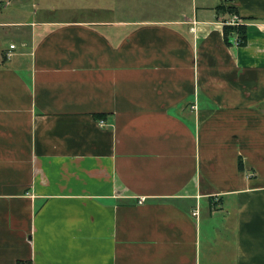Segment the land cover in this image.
Returning a JSON list of instances; mask_svg holds the SVG:
<instances>
[{"label":"crops","instance_id":"1","mask_svg":"<svg viewBox=\"0 0 264 264\" xmlns=\"http://www.w3.org/2000/svg\"><path fill=\"white\" fill-rule=\"evenodd\" d=\"M0 33V264H264V0H0Z\"/></svg>","mask_w":264,"mask_h":264},{"label":"trees","instance_id":"2","mask_svg":"<svg viewBox=\"0 0 264 264\" xmlns=\"http://www.w3.org/2000/svg\"><path fill=\"white\" fill-rule=\"evenodd\" d=\"M218 11H229L230 13H237L236 8L234 7H229L227 8L224 5H221L217 7ZM247 31L248 28L246 24L241 23L237 26H230V25H225L224 26V38L227 44L232 43V38L234 37L235 34H238L239 36V45L244 46L247 43ZM242 167V164L240 165ZM18 264H30V263H18Z\"/></svg>","mask_w":264,"mask_h":264},{"label":"built area","instance_id":"3","mask_svg":"<svg viewBox=\"0 0 264 264\" xmlns=\"http://www.w3.org/2000/svg\"><path fill=\"white\" fill-rule=\"evenodd\" d=\"M242 22H241V20H239L238 18H237V16L236 17H234L233 19H231V20H229L228 22H227V25H230V26H237V25H239V24H241ZM234 44L235 45H237V46H240L239 45V36H238V34H235L234 35ZM15 48V45H11V49H14ZM7 56H11V54H7ZM197 106H195L194 108H196ZM102 124H105V122L104 121H102L101 122ZM144 201L143 200H141L140 201V203H143ZM198 210H196L195 212H194V215L195 216H198Z\"/></svg>","mask_w":264,"mask_h":264},{"label":"rangeland","instance_id":"4","mask_svg":"<svg viewBox=\"0 0 264 264\" xmlns=\"http://www.w3.org/2000/svg\"><path fill=\"white\" fill-rule=\"evenodd\" d=\"M0 41L1 42L5 41V43L7 45L6 47H9L10 44L13 43V44H15V45H17L19 47L18 52L21 50L20 49V43H21L20 41H21V39L18 38L14 34H4L3 35L2 33H0Z\"/></svg>","mask_w":264,"mask_h":264}]
</instances>
